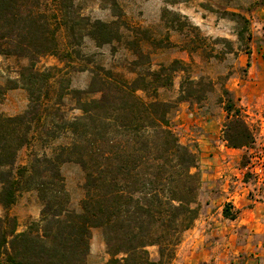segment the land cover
<instances>
[{"label":"trees","instance_id":"trees-1","mask_svg":"<svg viewBox=\"0 0 264 264\" xmlns=\"http://www.w3.org/2000/svg\"><path fill=\"white\" fill-rule=\"evenodd\" d=\"M52 1L54 26L33 0H0V54L29 60L6 87L27 91V109L14 116L0 115V204L7 211L21 192L35 190L42 205L39 222L26 231L16 232V218L5 215L11 239L3 237L0 264H88L90 229L97 227L102 229L109 255L102 264H168L182 233L199 213L197 154L179 141L171 125L175 102L156 98L159 87L172 86V74L184 70V63L174 59L129 81L97 66L91 69L86 90L55 88L52 80L62 77L63 67L71 66L68 60L80 53L83 37L97 46L123 42L138 57L144 55L142 40L150 37L147 29H136L145 35L128 40L125 31L132 28L116 0L110 3L114 16L110 21L80 15L73 0ZM226 12L236 22H247L239 13ZM61 32L66 38L63 48ZM47 53L57 55L64 66L35 69V60ZM204 84L210 82L184 78L177 101L201 100ZM6 88L0 86V99ZM138 91L152 98L145 100ZM88 93L99 95L84 98ZM66 95L80 110L69 119L60 107ZM219 101L225 112L222 139L226 145H251L254 128L232 91L223 86ZM60 137L69 141L58 143L51 154L31 152L25 163L16 165L23 147ZM66 162L79 164L84 173L78 213L68 209L69 194L60 170ZM222 214L236 218L227 204ZM150 246L157 247L158 259L150 257Z\"/></svg>","mask_w":264,"mask_h":264},{"label":"rangeland","instance_id":"rangeland-1","mask_svg":"<svg viewBox=\"0 0 264 264\" xmlns=\"http://www.w3.org/2000/svg\"><path fill=\"white\" fill-rule=\"evenodd\" d=\"M116 1L124 20L132 28V32L125 31L128 40L145 35L136 29L148 30L150 40H142V57H138L130 46L123 42L97 46L90 37L85 36L80 39V53L68 60L71 66L63 67V60L57 55L47 53L35 60V69L42 71L50 67H63L62 77L52 80L53 87L64 85L72 89L86 90L92 75L91 69H96L97 66L111 71L117 78L129 81L146 69H158L160 65H169L174 59L183 61L184 70L173 73L172 86L159 87L156 98L175 102V108L169 115L171 125L179 141L197 154V170L201 180L198 216L205 214L206 209H211L213 213L214 200L217 205H229L230 211L236 214L238 221L245 224L238 227L235 236L217 242L219 249L222 244L230 243L232 252L227 264H264V161H258L260 152L264 150V69L260 76L254 73L249 77L252 52H255V57L264 60V13L260 12L264 0ZM33 2L38 3V11L44 13L54 26L57 21L52 15L53 1ZM110 3L111 0H73L77 13L92 20L104 21L114 19ZM226 11L243 15L247 22H236ZM135 31L139 33L136 34ZM240 31L244 33L242 37L238 35ZM58 38L63 48L66 40L63 32ZM28 64L26 57L0 54V86L6 88L12 85L18 78L21 67ZM186 77L210 82V85L203 86L206 89L204 98L191 102L177 101L180 83ZM223 86L232 91L237 105L247 115L254 128L255 141L248 147L234 148L229 152L225 164L229 169L227 174L230 181L221 177L214 183V170L205 173L207 166L212 165V162L202 161L206 156L201 155L203 151L200 152L194 137L193 132H196V129L187 123V127L184 126L178 112L182 103L198 110L196 117L199 121L209 122V130L219 137L217 141L221 143L224 141L222 126L225 112L219 98ZM138 94L145 100L152 98L143 91H138ZM98 95L88 93L84 98ZM27 106L28 93L25 89L20 86L6 88L0 99V115L14 116L24 112ZM60 107L62 114L68 119L80 114L75 100L68 95L64 97ZM68 141L69 139L64 137L46 144L43 141H35L30 147L19 150L16 165L25 163L31 152L51 154L58 143ZM211 156L210 153L208 158ZM255 164L260 168L258 173L254 172ZM60 170L69 194L68 209L81 212L80 202L84 196V173L81 166L66 162L61 164ZM41 209L42 205L35 190L21 192L7 211L0 204V244L3 237L7 241L11 239V224L4 219L6 214L16 218V232H22L28 230L31 223L39 222ZM195 225L196 221L182 233L180 243L175 247L174 257L168 264H214L213 231L206 232L202 240L206 249L201 257H191L190 251L194 248L193 237L189 233ZM90 232L89 252L85 261L88 264H102L109 259L102 229L91 228ZM148 250L152 259H158L156 246H150Z\"/></svg>","mask_w":264,"mask_h":264},{"label":"crops","instance_id":"crops-1","mask_svg":"<svg viewBox=\"0 0 264 264\" xmlns=\"http://www.w3.org/2000/svg\"><path fill=\"white\" fill-rule=\"evenodd\" d=\"M260 12L264 13V5L260 8ZM255 52H252L251 59H250V66H249V77L253 76L254 73H257L258 76L262 73L261 71L264 69V60L261 61L258 57H255ZM264 71V70H263ZM196 109L189 108L188 105L182 103L180 105V111L178 112V117H180L184 123L183 125L187 127V124L192 125L196 132L194 137L198 142V147L204 159L202 161L206 163L212 162V165L207 166V170L205 173H208V170H214V183L216 182L217 178H225L226 181H230V176L227 174L228 167H226V161L229 158V152L234 150V148H230L225 145V142L222 141L219 143L217 141V136L213 135L209 130V122L199 121L198 117H196ZM187 123V124H186ZM207 152V153H205ZM212 156L208 158L210 153ZM207 176V175H206ZM234 203V201H233ZM223 204L217 205V202L214 200V212L211 213V209H206V213L203 215L198 216L196 218V225L190 230L189 233L192 239V251L191 257L200 258L202 252H205L203 247L204 236H206V232L209 231L214 232V264H227L228 258L231 251L230 243L222 244L219 249V244L217 245L218 241H224L227 237H233L236 235V231L239 226H241L243 221H238V217L234 219L225 218L222 214L223 211ZM220 237L216 239L215 237ZM198 237V238H197ZM201 246L199 249L198 247ZM241 250V249H238ZM197 260V259H196Z\"/></svg>","mask_w":264,"mask_h":264},{"label":"built area","instance_id":"built-area-1","mask_svg":"<svg viewBox=\"0 0 264 264\" xmlns=\"http://www.w3.org/2000/svg\"><path fill=\"white\" fill-rule=\"evenodd\" d=\"M260 155H261V157H260V159H258V161H264V150H262L261 152H260ZM260 171V168H259V166H258V164H255V173H258Z\"/></svg>","mask_w":264,"mask_h":264}]
</instances>
